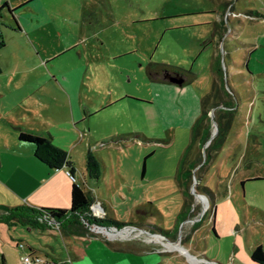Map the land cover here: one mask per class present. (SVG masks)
Returning <instances> with one entry per match:
<instances>
[{"label": "rangeland", "instance_id": "1", "mask_svg": "<svg viewBox=\"0 0 264 264\" xmlns=\"http://www.w3.org/2000/svg\"><path fill=\"white\" fill-rule=\"evenodd\" d=\"M23 2L0 0V5ZM80 2L86 11L78 31L71 32L76 48L56 59L52 57L63 44L64 32L57 24H43L34 5L23 3L15 14L27 29L14 39L4 34L2 79L13 89L17 79L7 81L12 69L26 68L30 75L21 85L27 89L34 84L40 93L53 94L48 105L61 111L62 118L71 110L63 84L73 75L78 76L81 106L92 109L123 94L134 99L137 117L126 101H117L109 112L71 128L81 140L75 150L55 144L71 156L76 179L107 209V217L125 225L87 222L89 232L66 233L57 227L30 230L18 224L9 234L38 245L55 243V235H119L126 245L152 240L165 248L167 243V264H257L253 250H264V0ZM164 70L191 80L177 88H160L154 76ZM215 87L220 95L210 99L204 122L211 125L210 138L205 143L197 139L190 155L195 162L191 178L179 180V161L191 127L202 113L204 97ZM40 93L33 100L44 106ZM222 100L227 107H210ZM223 116L229 127L225 144L206 163ZM53 126L57 133L68 130L63 121ZM0 137L19 148L12 128L2 126ZM89 154L99 162L98 178L89 175ZM199 194L207 196V205ZM105 216L104 211L98 218ZM95 225L105 228L94 231ZM82 239L84 249L103 254L105 264H138L111 254L99 241ZM172 244L179 248L171 249Z\"/></svg>", "mask_w": 264, "mask_h": 264}, {"label": "crops", "instance_id": "2", "mask_svg": "<svg viewBox=\"0 0 264 264\" xmlns=\"http://www.w3.org/2000/svg\"><path fill=\"white\" fill-rule=\"evenodd\" d=\"M27 2L29 3L27 7L34 5V8L37 9V17L41 19L43 24H57L58 28L64 32L63 44L52 59L71 54L70 52L76 48L77 43L71 32L78 31L86 11L80 0H24L23 3ZM21 5L15 3L0 5V41L4 43L0 47V51L7 46L5 33L14 39L22 36L25 29H27L16 18L15 11H18L17 9ZM20 18L24 23L27 22L23 16L20 15ZM27 24L29 23H25L26 26ZM12 71L14 75L10 74L7 81L17 79V85L13 89H8L5 86L6 82L3 83L2 76L5 74V70L1 67L0 59V129L4 126L16 131L18 149H20H14L3 137H0V205L17 206L24 203L23 205L37 207L70 209L73 185L78 184L87 191L76 179V170L71 156L68 154L69 159L72 161V167L65 165L60 168H51L35 156V147L32 143L19 140L20 131L35 132L51 138L57 146L67 147L73 151L79 146L81 140L78 134L73 135L72 127L77 128L81 123L109 112L113 107V103L117 101H126L130 105L132 115L137 117L135 107L131 105L134 99L129 94H123L107 102V104L101 102L92 109L81 106L79 104L80 91L78 87L80 84L77 82L78 76L73 75L69 82L63 84L65 96L71 103V110L67 118H62L61 111L58 112L54 106L48 105V101L54 100L53 94L40 93L39 88L35 87L34 84L27 89L21 85L20 80L30 75L26 68H18V70L14 68ZM78 72L82 74L81 70ZM164 72V74L155 72L154 79L160 82V85H162L160 88H165V86L168 89L177 88V84L170 81L167 75L176 76L178 72L173 70H164ZM181 76L185 79V83L190 79L187 76ZM38 92L40 93L38 96L42 98L40 101L47 102L44 103V106L42 104L35 105L34 103L33 98L37 96ZM148 105H151V103H148ZM139 117L140 119L144 118L142 114ZM61 121L67 123L68 130L66 132L59 130L57 133L53 125ZM64 137H67V139L64 140ZM57 139H60L61 142ZM189 161L192 162L193 160L189 157ZM144 175L142 174V176ZM84 182V185L88 183L85 177ZM90 193L94 196L92 192ZM94 198L95 203H99L106 215L109 216L107 209L103 207L101 202L97 201L95 196ZM214 210H216V205ZM33 229L35 228H30V230ZM10 230L11 228H8L5 223H0V264H23L21 258L27 253L43 257L45 259L44 264H105L103 254L84 249L85 241L82 238H86V241L87 239H90L88 241H99L107 246L111 254L116 253L118 257L123 255V258H128L131 261L138 260V264H167L168 262L164 257V254L167 253L166 247H168L165 242V248H163L156 245L152 240L141 242L132 239L131 242L135 241L136 243L126 245L119 235H106V237L101 235H62V239L55 235V243L51 241L42 245L26 238L28 242L25 244V248L19 250L17 243H23L21 238L23 236L10 235ZM107 237H109V240ZM172 248L179 247L172 244ZM180 249L187 252L192 259L199 260L181 245Z\"/></svg>", "mask_w": 264, "mask_h": 264}, {"label": "trees", "instance_id": "3", "mask_svg": "<svg viewBox=\"0 0 264 264\" xmlns=\"http://www.w3.org/2000/svg\"><path fill=\"white\" fill-rule=\"evenodd\" d=\"M3 45V41H0V47ZM215 72L221 76V70L219 66H215ZM220 76L219 79L222 84V78ZM189 80H191V78ZM219 95V89L218 87H215L213 88V91L208 93L202 101V113L192 127L191 141L179 162L177 174V178L179 180H184L187 182L191 178L192 167L195 166V162H190L189 157L197 139L200 138V141L204 140L205 143L210 138L211 125H204V122L207 119V106H209V101L212 97ZM220 104L225 107L228 106L227 101L222 100L220 103L210 104V107H216ZM218 124L219 133L207 148L206 163H208L209 160H211V158L214 156L213 154H217L225 144L226 133L229 128L228 118L226 116L221 117ZM19 140L22 142L32 143L35 147V156L51 168H60L65 165L72 167V161L69 159L68 153L58 148L53 143L51 138L21 130L19 133ZM148 157L144 159L142 167L143 175L146 173V163ZM88 171L91 177L98 178L99 162L92 154H89L88 156ZM71 198L72 205L70 209L37 207L33 205L7 206L1 204L0 223H5L8 228H12L18 224L40 230L58 227L66 233L88 232L87 222L89 224H99L101 222L114 226L125 225H121L120 222L114 220L113 218L107 217V215L104 218L94 217L91 213V206L95 203V198L90 192L85 191L80 185H73ZM204 200L207 205V199ZM174 246L178 247L179 245ZM251 258L257 264H264V250L262 246H258L253 250Z\"/></svg>", "mask_w": 264, "mask_h": 264}, {"label": "built area", "instance_id": "4", "mask_svg": "<svg viewBox=\"0 0 264 264\" xmlns=\"http://www.w3.org/2000/svg\"><path fill=\"white\" fill-rule=\"evenodd\" d=\"M91 213L94 217L98 218V216L104 214V209L99 203H94L91 206ZM93 230L100 231L99 227H97L96 225L93 227ZM17 247H19L20 249H24L25 244L22 242H18ZM21 259H22L23 264H44L45 263V259L43 257L38 256L36 254H32V253H27L23 255Z\"/></svg>", "mask_w": 264, "mask_h": 264}, {"label": "water", "instance_id": "5", "mask_svg": "<svg viewBox=\"0 0 264 264\" xmlns=\"http://www.w3.org/2000/svg\"><path fill=\"white\" fill-rule=\"evenodd\" d=\"M167 78L170 81H172L173 83L178 84V85H183L184 82H185V79L181 75H179V74H177L176 76H172L171 74H168L167 75ZM199 196L201 198L202 197H205L208 200L207 196L204 195V194H199ZM215 214H216V210H214V212H213V217H212L213 218V221H215ZM96 226L99 227V228H105V226H103V225H96Z\"/></svg>", "mask_w": 264, "mask_h": 264}, {"label": "flooded vegetation", "instance_id": "6", "mask_svg": "<svg viewBox=\"0 0 264 264\" xmlns=\"http://www.w3.org/2000/svg\"><path fill=\"white\" fill-rule=\"evenodd\" d=\"M177 75V74H176ZM180 75V74H179ZM185 83V82H184Z\"/></svg>", "mask_w": 264, "mask_h": 264}]
</instances>
